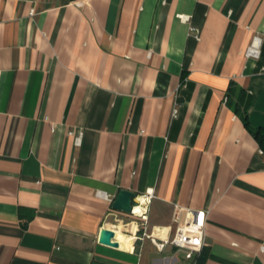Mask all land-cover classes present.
Listing matches in <instances>:
<instances>
[{
	"label": "crops",
	"instance_id": "obj_1",
	"mask_svg": "<svg viewBox=\"0 0 264 264\" xmlns=\"http://www.w3.org/2000/svg\"><path fill=\"white\" fill-rule=\"evenodd\" d=\"M256 130L264 0H0V264H264ZM175 204L208 212L193 260L152 241Z\"/></svg>",
	"mask_w": 264,
	"mask_h": 264
},
{
	"label": "built area",
	"instance_id": "obj_2",
	"mask_svg": "<svg viewBox=\"0 0 264 264\" xmlns=\"http://www.w3.org/2000/svg\"><path fill=\"white\" fill-rule=\"evenodd\" d=\"M180 20L187 23L189 16L181 15ZM189 33L198 39L197 30L190 26ZM247 58H258L260 54V40L254 37L250 45L244 52ZM176 111L174 110V114ZM73 135L72 131L68 132ZM80 134L74 138L75 144H79ZM102 195V194H99ZM154 197L151 190H146L143 194L136 196V202L132 204L130 214L140 220V224L145 226L148 220L149 204ZM208 212L204 210H195L184 208L177 204L174 205L173 221L176 223V231L171 240L156 241L152 240L155 246L161 250L166 244H170L177 250L185 251V258L193 260L200 255L204 246V228Z\"/></svg>",
	"mask_w": 264,
	"mask_h": 264
},
{
	"label": "water",
	"instance_id": "obj_3",
	"mask_svg": "<svg viewBox=\"0 0 264 264\" xmlns=\"http://www.w3.org/2000/svg\"><path fill=\"white\" fill-rule=\"evenodd\" d=\"M136 194L128 190H120L113 200L112 209L122 212L130 213L131 206L136 202ZM114 232L110 229L104 228L99 234V243L110 246L118 247V243L114 241Z\"/></svg>",
	"mask_w": 264,
	"mask_h": 264
},
{
	"label": "trees",
	"instance_id": "obj_4",
	"mask_svg": "<svg viewBox=\"0 0 264 264\" xmlns=\"http://www.w3.org/2000/svg\"><path fill=\"white\" fill-rule=\"evenodd\" d=\"M253 134L258 139L261 149L264 151V136L262 135L261 131L256 130L255 132H253Z\"/></svg>",
	"mask_w": 264,
	"mask_h": 264
},
{
	"label": "bare ground",
	"instance_id": "obj_5",
	"mask_svg": "<svg viewBox=\"0 0 264 264\" xmlns=\"http://www.w3.org/2000/svg\"><path fill=\"white\" fill-rule=\"evenodd\" d=\"M116 238H117V240H118V242H119V241H120V237L116 236Z\"/></svg>",
	"mask_w": 264,
	"mask_h": 264
}]
</instances>
